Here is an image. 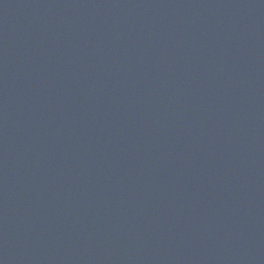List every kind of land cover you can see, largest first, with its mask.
<instances>
[{
  "label": "water",
  "instance_id": "water-1",
  "mask_svg": "<svg viewBox=\"0 0 264 264\" xmlns=\"http://www.w3.org/2000/svg\"><path fill=\"white\" fill-rule=\"evenodd\" d=\"M0 264H264V0H0Z\"/></svg>",
  "mask_w": 264,
  "mask_h": 264
}]
</instances>
